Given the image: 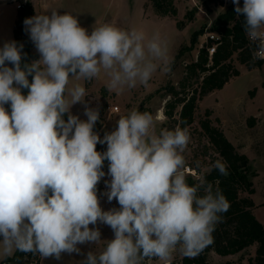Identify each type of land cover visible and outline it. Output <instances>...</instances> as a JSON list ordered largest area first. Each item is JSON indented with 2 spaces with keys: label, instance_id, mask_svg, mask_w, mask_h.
<instances>
[{
  "label": "clouds",
  "instance_id": "obj_1",
  "mask_svg": "<svg viewBox=\"0 0 264 264\" xmlns=\"http://www.w3.org/2000/svg\"><path fill=\"white\" fill-rule=\"evenodd\" d=\"M232 2L264 58V0ZM24 24L39 59L26 62L15 40L0 46V256L19 251L57 261L84 255L80 264H171L177 251L195 258L213 244L230 202L205 178L187 183L188 128L157 133L151 113L131 110L101 138L94 131L99 108L89 106L82 84L69 87L72 79L92 81L102 73L110 92L147 86L158 70L171 71L167 42L107 23L89 33L76 16L57 10ZM77 103L86 120L72 114ZM105 161L111 179L102 195L119 205L109 210L97 187ZM212 167L229 175L226 162ZM98 224L114 238L99 252L82 253L80 245L102 242Z\"/></svg>",
  "mask_w": 264,
  "mask_h": 264
},
{
  "label": "rangeland",
  "instance_id": "obj_2",
  "mask_svg": "<svg viewBox=\"0 0 264 264\" xmlns=\"http://www.w3.org/2000/svg\"><path fill=\"white\" fill-rule=\"evenodd\" d=\"M18 1L20 0H0V46L5 41L14 40ZM218 1L174 0L176 15L159 14L151 0H30L29 2L34 8V14V5L38 3L36 6L40 12L42 11L41 14H49L52 10H57L76 16L80 25L89 33L94 28L107 23L125 30L136 28L144 31L148 38L159 34L161 39L167 42L171 71L164 73L158 70L147 86L138 85L123 92H110L106 87L107 78L103 73L92 81L70 80L69 87L76 83L87 87L86 101L91 102V107L99 108L100 119L94 131L103 138L105 132L114 130L116 121L131 110L151 113L157 133L161 129L174 130L178 126L176 119L167 117L164 112L167 101L174 97L173 94H169L170 86H175L182 93L190 92L196 87V78L186 80L188 75L186 65L197 59L199 49L207 39L217 15L233 3L232 0H224L223 4ZM195 31L200 34L197 42L191 46ZM255 60L259 59L255 58ZM261 60L259 66L249 68L240 62L237 53L233 55V63L240 70V75L233 76L222 89H216L199 100L195 120L186 127L190 133V141L183 155L186 160L184 173L187 183L192 178L195 180L204 178V172L210 171L217 160H222L200 125V120L206 116V109L210 108L213 124L222 128L238 150L249 158L248 173L255 191L252 194L242 192L241 195L251 196L259 203L256 214L264 223L262 204L264 202V58ZM253 90L254 93L251 94ZM115 106L119 107L118 110H114ZM5 107L9 106L5 105ZM72 107L74 115L80 117L84 105L77 103ZM180 109L181 105L175 111V118L179 117ZM97 150L105 151L106 145L98 144ZM103 170L106 176L102 180H110L107 175L108 161L104 162ZM99 198L104 210L119 207L115 200L109 203L104 195ZM97 227L101 231L102 242L95 245L96 250L103 248L107 240L114 238L109 226L98 224ZM256 248L257 244H253L230 255H220L211 249L207 255L209 261L215 264L225 261L247 264L250 257L256 255ZM183 257L177 251L173 254L172 261L181 260ZM3 259L4 257L0 256V262ZM144 264H163V262L153 259L146 260Z\"/></svg>",
  "mask_w": 264,
  "mask_h": 264
},
{
  "label": "trees",
  "instance_id": "obj_3",
  "mask_svg": "<svg viewBox=\"0 0 264 264\" xmlns=\"http://www.w3.org/2000/svg\"><path fill=\"white\" fill-rule=\"evenodd\" d=\"M156 11L162 15H176L177 8L174 0H151ZM224 0L218 2L223 4ZM243 6V0L240 1ZM234 4L228 5L226 10L219 13L212 25V30L221 35V41L216 51L210 58L206 46L199 49L195 61L187 64V81L192 77L196 78V87L184 93L179 92L175 86H170L169 94L173 98L168 100L165 108V115L176 119L178 126L185 128L195 120V112L198 102L208 93L222 89L233 76L240 75V70L233 63V55L238 54L240 62L249 68L259 66L261 59L255 60L254 45L249 43L243 29L244 17H237L234 11ZM34 8L27 3L18 9L16 24L14 28V40L24 45L23 51L27 53L26 62L39 59V53L34 51V44L29 38L25 29L24 21L33 17ZM200 32L195 31L191 39V46L197 42ZM2 46V45H1ZM190 46V48H191ZM31 80V77H29ZM186 82L183 83L185 85ZM27 93V89L23 90ZM185 91V90H184ZM254 90L251 91V94ZM181 105L179 117L175 118V111ZM212 110L206 109V116L200 120L204 133L209 138L215 150L222 157L223 162L228 166L229 175L223 176L218 170L212 167L204 172V178L213 184L214 188L220 189L227 200L230 208L222 214L223 222L216 226L213 232L214 243L208 246L195 258L183 257L181 260L172 261L171 264H215L209 261L208 251L213 249L220 255L236 254L247 247L257 244L256 255L251 256L247 264H264V224L258 219L254 212L256 206L251 196H242V192L254 193L253 181L249 177V158L242 153L230 141L224 130L213 124L211 119ZM65 120L67 115H65ZM195 171H199L193 168ZM200 180L191 179L189 185L197 184ZM200 195H203L201 189ZM42 257L36 253L14 252L13 255L5 258L0 264H41ZM217 264H235L232 261H225Z\"/></svg>",
  "mask_w": 264,
  "mask_h": 264
},
{
  "label": "crops",
  "instance_id": "obj_4",
  "mask_svg": "<svg viewBox=\"0 0 264 264\" xmlns=\"http://www.w3.org/2000/svg\"><path fill=\"white\" fill-rule=\"evenodd\" d=\"M27 1H30V0H27ZM33 1V0H32ZM36 5H38V3L36 4L35 3V14H34V16L35 15H42V14H44V13H42L41 14V12H40V10H39V8L36 6ZM17 14H18V11H17ZM16 19H17V17H16ZM34 51H37L36 50V48H35V46H34ZM86 91H87V87H86ZM90 98H93V97H91L90 96ZM94 99V98H93ZM86 100V99H85ZM87 103L89 104V106H91L90 104H91V102H89V101H87ZM73 111H74V109H73V107L71 108V112H72V114H74L73 113ZM80 119H82V120H86L87 119V117L84 115V111H83V113L81 114V116H80ZM254 199V198H253ZM255 201V200H254ZM255 204H256V206H255V208H254V212H255V214H256V211H257V209H258V205H259V203H257L256 201H255ZM263 205H264V202L262 203ZM263 205H261V206H263ZM260 208V207H259ZM256 216H257V214H256ZM258 217V216H257ZM261 221V220H260ZM263 223V222H262ZM264 224V223H263ZM80 248H81V250H82V253H84V254H86L88 251H95V252H99V251H101L103 248L101 247V248H99V249H97L96 250V246H95V244H85V245H80L79 246ZM85 257H84V255H76V254H72V255H68V254H64L63 255V257H62V260H60V261H57V260H55V259H53V258H48V259H41V264H80V262L84 259Z\"/></svg>",
  "mask_w": 264,
  "mask_h": 264
},
{
  "label": "built area",
  "instance_id": "obj_5",
  "mask_svg": "<svg viewBox=\"0 0 264 264\" xmlns=\"http://www.w3.org/2000/svg\"><path fill=\"white\" fill-rule=\"evenodd\" d=\"M26 3H27V0H20V1L17 2L16 6L19 9L22 6H24ZM220 41H221V35L218 32H216V31H214V30L211 29L208 32L207 39L202 44V46L205 45L206 48L208 49L209 54H210V58L212 57V55L216 51V48H217L218 44L220 43ZM249 43L252 44L250 41H249ZM252 45H254V44H252ZM255 49H256V46L254 45V57L255 58H258V59H263V58H259L256 55ZM118 108H119L118 106H115L114 107V110H118ZM104 181L105 180H101V182L97 186L98 187V195L99 196H102V193H104L105 191H107Z\"/></svg>",
  "mask_w": 264,
  "mask_h": 264
}]
</instances>
